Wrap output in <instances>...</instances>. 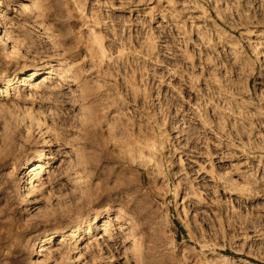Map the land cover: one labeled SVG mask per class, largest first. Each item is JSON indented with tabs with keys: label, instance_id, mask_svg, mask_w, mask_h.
<instances>
[{
	"label": "rangeland",
	"instance_id": "374dc122",
	"mask_svg": "<svg viewBox=\"0 0 264 264\" xmlns=\"http://www.w3.org/2000/svg\"><path fill=\"white\" fill-rule=\"evenodd\" d=\"M0 28V264H264V0H0Z\"/></svg>",
	"mask_w": 264,
	"mask_h": 264
},
{
	"label": "bare ground",
	"instance_id": "6f19581e",
	"mask_svg": "<svg viewBox=\"0 0 264 264\" xmlns=\"http://www.w3.org/2000/svg\"><path fill=\"white\" fill-rule=\"evenodd\" d=\"M0 39H1V42H2V44H5V36L3 35V32H2V30H1V28H0ZM175 204H176V206L178 205V199H177V197H175Z\"/></svg>",
	"mask_w": 264,
	"mask_h": 264
}]
</instances>
